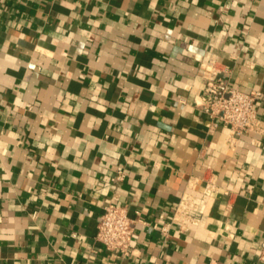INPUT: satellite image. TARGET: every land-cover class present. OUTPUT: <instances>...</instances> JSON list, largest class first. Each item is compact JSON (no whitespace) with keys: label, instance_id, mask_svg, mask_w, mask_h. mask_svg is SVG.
<instances>
[{"label":"crops","instance_id":"crops-1","mask_svg":"<svg viewBox=\"0 0 264 264\" xmlns=\"http://www.w3.org/2000/svg\"><path fill=\"white\" fill-rule=\"evenodd\" d=\"M211 58L264 123V0H0V264H264V138L202 113Z\"/></svg>","mask_w":264,"mask_h":264},{"label":"built area","instance_id":"built-area-1","mask_svg":"<svg viewBox=\"0 0 264 264\" xmlns=\"http://www.w3.org/2000/svg\"><path fill=\"white\" fill-rule=\"evenodd\" d=\"M202 65L205 80L202 113L215 127L226 129L230 137L254 134L264 138V123L256 108L261 94L257 91L244 92L231 86L220 76L222 70L215 58ZM124 175V171L119 170L112 179L121 181ZM191 198L187 196L175 214L176 224L181 229L193 219L192 212L196 208ZM165 230L164 228L163 231ZM133 235L134 221L130 218L127 207L113 203L107 205L98 224L97 242L109 252L131 256ZM261 250L260 260L264 262V240Z\"/></svg>","mask_w":264,"mask_h":264}]
</instances>
